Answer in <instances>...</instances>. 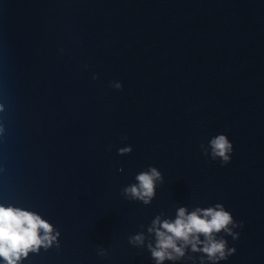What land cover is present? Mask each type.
<instances>
[{
  "label": "water",
  "instance_id": "water-1",
  "mask_svg": "<svg viewBox=\"0 0 264 264\" xmlns=\"http://www.w3.org/2000/svg\"><path fill=\"white\" fill-rule=\"evenodd\" d=\"M0 105V202L61 232L31 264H152L140 225L215 203L244 223L228 264H264V0H0ZM149 165L151 206L125 200Z\"/></svg>",
  "mask_w": 264,
  "mask_h": 264
},
{
  "label": "clouds",
  "instance_id": "clouds-1",
  "mask_svg": "<svg viewBox=\"0 0 264 264\" xmlns=\"http://www.w3.org/2000/svg\"><path fill=\"white\" fill-rule=\"evenodd\" d=\"M60 52L63 54V49ZM92 79L99 77L93 75ZM110 86L116 91L123 89L119 81ZM4 110L0 105V113ZM4 134L5 128L0 125V137ZM199 149L205 159L218 161L222 167L229 165L234 155V144L225 133L211 136ZM132 152L131 145L117 149L122 157ZM163 183L161 171L149 165L136 173L133 182L122 188L120 194L129 202L148 207ZM243 228V221H237L222 203L181 205L172 215L160 212L147 226L140 225L139 231L129 236L128 244L146 250L152 264H228L237 252L228 238L234 245ZM60 239L61 232L40 212L20 202H0V264H31V258L42 251L59 250ZM97 254L101 258L108 256L103 248Z\"/></svg>",
  "mask_w": 264,
  "mask_h": 264
}]
</instances>
